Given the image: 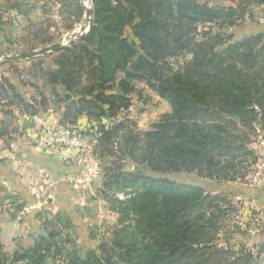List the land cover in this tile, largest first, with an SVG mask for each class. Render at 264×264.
Instances as JSON below:
<instances>
[{
	"label": "trees",
	"instance_id": "16d2710c",
	"mask_svg": "<svg viewBox=\"0 0 264 264\" xmlns=\"http://www.w3.org/2000/svg\"><path fill=\"white\" fill-rule=\"evenodd\" d=\"M209 1L216 0H90L87 33L55 52L53 68L40 77L64 103L66 124L83 116L113 120L97 139L110 166L102 194L132 190L125 201L111 200L119 222L131 217L132 227L80 258L72 221L57 213L41 218V233L28 245L10 256L0 252V264H252L243 245L237 251L217 246L221 226L213 213L225 212L221 189L245 180L258 159L250 145L256 124L264 127V30L237 40L225 32L256 0L231 7ZM62 7L75 10L76 21L84 12L77 0ZM184 55L189 60L172 67L170 60ZM1 79L12 98L8 107L38 113L19 85ZM135 82H145L170 107L146 132L117 119L132 104ZM7 112L13 114L0 110ZM8 134L1 121L0 138ZM181 172L201 183L166 178ZM254 247L264 254V240Z\"/></svg>",
	"mask_w": 264,
	"mask_h": 264
},
{
	"label": "rangeland",
	"instance_id": "374dc122",
	"mask_svg": "<svg viewBox=\"0 0 264 264\" xmlns=\"http://www.w3.org/2000/svg\"><path fill=\"white\" fill-rule=\"evenodd\" d=\"M262 1L256 0L248 5L244 19L237 21L233 27L226 29L225 32L232 34L234 39L237 40L263 31L264 25L258 23V19L264 15V2ZM70 2H73V0H70ZM81 2L85 8L91 7L90 0H81ZM64 3L65 0H0V20H2V22L0 21V31H3V33L0 32V86L2 91L0 96L3 98V102L0 103V110L3 109L4 112L8 110L7 104L12 99L10 92L6 88L7 84L1 79L5 75L4 73H7L5 70L7 67L2 66L8 63L4 56H25L18 60L10 61L9 64L17 70L16 72L20 76L17 85L22 86V98L28 103L35 104L33 108L38 110L35 115L41 117L39 125L47 122L63 121L69 130L76 129L77 135L81 139L83 138V143L86 146H91L92 142L98 138L101 127L111 125L113 120L107 117L99 120L87 119L83 116L73 125L66 124V121L62 120L61 115L64 103H58L52 97L50 89L43 84L40 77L43 70L53 68L50 61L52 62L54 52L38 57L28 55L54 44L66 47L70 41H75L80 36L84 26L85 14L83 12L80 19L76 21L73 16L75 10H65L62 7ZM209 3L219 7H231L237 5V0H216L209 1ZM69 27H72V29L69 30ZM213 30L217 32V29L213 28ZM48 36L53 41L41 44L43 40L49 38ZM187 60L188 56L184 55L172 59L170 63L172 67L176 68ZM14 63L16 65H13ZM14 73L11 72L10 74L15 76ZM10 74L9 76H11ZM135 86V92L131 95L132 104L129 108L131 110L129 113L131 120L128 119L132 124L130 123V126L126 125L129 128L128 130L146 132L158 124L164 115L170 113V107L166 101L158 98L146 86L145 82H137ZM13 101L17 102L16 100ZM20 110L22 112V109ZM28 111H24L22 114L30 117V112L33 109L29 113ZM137 112L144 114V117L134 122ZM1 118H6L5 123L8 133H13L15 132L14 130L19 133L20 128L18 127V130L17 126L21 125L17 123V115H11V112H7L2 114ZM24 125L26 126V122ZM93 126L97 127V131ZM39 131L38 129L37 132ZM258 135L264 136V127L257 123L256 135L250 145V148L254 151ZM80 151L82 152L78 154L76 160L69 164V167L74 168V171L65 172L55 177L61 180L56 185V188L61 186L60 188L64 192L61 193L60 197L59 195L55 197L53 194V203L49 206L38 202L34 197V199H30V197L29 202L20 200L18 196L14 197L12 191H6V188L8 190L7 184L0 185V212L3 215L6 214L11 220L24 225L20 227L23 230L21 240L24 243L15 246L17 250L25 247L29 242L25 232H31L32 225L30 222L33 221L34 217L40 224V220L43 217L51 218L57 213L68 216L76 228L71 233V236L76 241V246L74 247L80 258H84L92 250L96 251L100 244L108 243L112 239L113 233L118 230L127 228V226L132 227L133 221L131 217L119 222L121 215L118 214L117 208H113L111 201L115 198L125 201L132 190L127 189L126 192L112 191L103 195V184L106 180L104 174L106 173V168L110 166L105 164V162L103 163L98 148L96 150L91 149L92 154L89 156H86L87 151L83 150V148ZM93 161H96L99 167L94 178L88 179V182L82 186L68 182L72 177L83 176L89 170L90 162ZM129 167L133 168L134 165L129 163ZM254 172L255 169L252 168L248 175H253ZM166 178L181 184L201 183L194 174H186L184 172L170 174ZM221 190V194L226 197L228 203L221 204L219 207L225 210L224 213H213V217H219V219H213L221 226L219 240L216 242L217 246L225 248L230 245L232 251H237L238 246L243 245L253 256L252 264H264V254H258V249L254 247L264 240V169L255 175L254 179L253 177H246L245 180L230 183ZM68 192L74 195L71 199L67 197L69 196ZM33 208L34 211L31 210ZM39 233H41L40 229L33 234L37 235ZM15 240H19V238ZM234 245L237 246L234 247ZM11 249L3 254L10 256L12 253ZM0 251L2 250L0 249Z\"/></svg>",
	"mask_w": 264,
	"mask_h": 264
},
{
	"label": "crops",
	"instance_id": "0c3cea01",
	"mask_svg": "<svg viewBox=\"0 0 264 264\" xmlns=\"http://www.w3.org/2000/svg\"><path fill=\"white\" fill-rule=\"evenodd\" d=\"M79 5L84 10L83 6L80 3H79ZM89 9L91 10V7H89ZM84 14H85V10H84ZM90 19H91V15H90ZM0 21L2 22V20H0ZM84 23H85V20H84ZM72 27H69V30L72 29ZM50 30H52V28H50ZM87 31H88V26H86L84 34H86ZM0 32L3 33L2 30ZM80 36H82V35H80ZM78 37H77V39H78ZM69 46H71V45L68 44V46H66L65 48H67ZM8 57H11V56H8ZM188 60H189V56H188ZM10 61H14V60H8L7 64L2 65L3 67H7V68H5L7 73H4L5 74L4 76L7 79H9L11 82H14L17 85V83H19L20 76L16 72L17 70L15 68L11 67V65L9 64ZM50 63H51V61H50ZM13 65H16V63H14ZM11 72H15L14 73L15 76L10 74ZM9 74L11 76H9ZM136 84H137V82H135V85ZM18 87H19V90L21 91L22 86L19 85ZM33 101H35V100H33ZM2 102L3 101H1L0 103H2ZM9 109L12 111L13 115H15V116L17 115V118H18L17 123L20 124L21 126H17V128L18 127L20 128V130L18 128L19 133H17V130H14L15 132L9 133V137H1L0 138V185L1 184H7L8 190L5 187L6 191H12L14 193V197L18 196V198H20V200H24V201L29 202L30 199H34V198L31 196L27 179L22 177L20 174H18L14 170V168L11 164L12 158H17V159H20L21 161L28 162L31 164V168L26 172V174L28 176H30L32 173L31 169L35 170V169H38L40 167L47 168L52 173L53 177H56L60 174H64L65 172H70V171L73 172L74 168H70L69 164H65L62 161H60L57 156L49 155V154H45V153L41 152L39 149H37L32 144L33 142H31V141H34V137L37 134V130L40 127L39 122L41 120L40 119L41 117L39 115H34V116L28 117L27 115H23L20 112V110L15 106H11V107H9ZM1 115L2 114H0V116ZM5 120H6L5 118H1L0 122L1 121L5 122ZM23 122L24 123L26 122V126L24 125ZM93 125H95V124H93ZM93 128L97 131V127L93 126ZM9 140L14 141L16 144V146L14 147L13 150H10V148H9V144H8ZM60 187L61 186H58L56 188V190L54 191L55 197L58 195L60 197L61 193L64 192L63 189H61ZM68 193H69L68 194L69 196H67V195L66 196L71 199L72 196H74V195H72L70 192H68ZM52 201L49 204H47V206H49L51 203H53ZM31 203H33V201H31ZM44 207H45V205H44ZM31 210L34 211V208ZM30 224L32 225L31 226L32 227L31 232H29V233L25 232V236L28 238V241H29L27 243V245L30 243L31 239L35 236L33 233L39 231V226H40L38 221H36L35 217L33 218V221L30 222ZM23 226H24L23 223L19 224L18 222L8 218L6 214L3 215L0 212V249L2 250V251H0L1 253H7L6 251L10 250V248H12L11 252L13 253L14 251L17 250V248H15V246L22 245L24 243V241L21 240V237L23 236V233H22L23 230L20 229V227H23ZM16 238H19V240H15ZM11 252L9 251V253H11Z\"/></svg>",
	"mask_w": 264,
	"mask_h": 264
},
{
	"label": "built area",
	"instance_id": "2783aa9c",
	"mask_svg": "<svg viewBox=\"0 0 264 264\" xmlns=\"http://www.w3.org/2000/svg\"><path fill=\"white\" fill-rule=\"evenodd\" d=\"M260 25H264V15L258 19ZM130 109L123 111L119 114L117 119H130L129 113ZM135 120L139 121L143 119L144 114L137 112L135 114ZM108 126H105L106 129ZM39 132L35 135L32 144L39 149L41 152L49 155L57 156L60 161L65 164H71L76 160L78 154L82 151L80 149L86 150V156H89L92 150H96L98 142L97 139L94 140L91 146H86L78 136L76 129L69 130L63 121H53L43 123L39 127ZM10 150H13L16 146L14 141L9 143ZM255 151L258 156V162L253 166L255 172L253 175H248L247 178H251L259 174L264 169V136L258 135L255 142ZM88 162V160H87ZM11 164L14 170L20 174L22 177L27 179L31 196L34 197L38 202L49 204L53 200V194L56 189V185L60 183L61 180L53 177L52 173L45 167H40L38 169H31V175L28 176L26 172L31 168V164L28 162L21 161L17 158H12ZM91 164V165H90ZM89 170L85 172L83 176L72 177L68 182L78 185H84L88 182V179H92L97 175L98 163L96 161L90 162ZM254 181V180H253Z\"/></svg>",
	"mask_w": 264,
	"mask_h": 264
},
{
	"label": "water",
	"instance_id": "95a60500",
	"mask_svg": "<svg viewBox=\"0 0 264 264\" xmlns=\"http://www.w3.org/2000/svg\"><path fill=\"white\" fill-rule=\"evenodd\" d=\"M77 1L83 6V3L81 2V0H77ZM83 8L85 10V23H84V26L82 28V31H81V34L80 35H83L84 34V31L86 29V26H88V24H89L90 15H91V11H90L89 8H85V6H83ZM74 42L75 41H71L69 43V45L74 44ZM63 48H65V46H60L59 44H54V45H52V46H50L48 48H44L42 50H39L38 52H35V53H32V54H28V55L31 56V57L32 56H36V57H38V56H44V55L49 54V53L57 52V51H59V50H61ZM21 57L23 58L25 56H21V55L20 56H11V57L4 56V58L6 60H14V61L15 60H18Z\"/></svg>",
	"mask_w": 264,
	"mask_h": 264
}]
</instances>
